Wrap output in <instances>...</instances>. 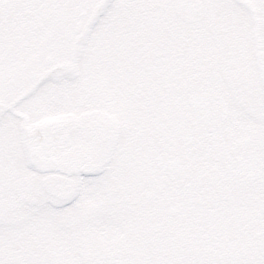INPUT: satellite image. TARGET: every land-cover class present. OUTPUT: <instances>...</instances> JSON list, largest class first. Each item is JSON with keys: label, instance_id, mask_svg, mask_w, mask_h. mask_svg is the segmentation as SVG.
Segmentation results:
<instances>
[{"label": "flooded vegetation", "instance_id": "obj_1", "mask_svg": "<svg viewBox=\"0 0 264 264\" xmlns=\"http://www.w3.org/2000/svg\"><path fill=\"white\" fill-rule=\"evenodd\" d=\"M46 36L50 171L0 96V264H264V0H0V59Z\"/></svg>", "mask_w": 264, "mask_h": 264}, {"label": "rangeland", "instance_id": "obj_2", "mask_svg": "<svg viewBox=\"0 0 264 264\" xmlns=\"http://www.w3.org/2000/svg\"><path fill=\"white\" fill-rule=\"evenodd\" d=\"M47 29H50L49 25ZM12 42V39H10L8 53L4 60L5 71L0 73V95L8 94L11 90L14 91L16 89L21 94L22 87L26 86V79L34 65H37L38 68L44 67L45 59L49 55L50 40L48 36L37 42L36 52L26 48L19 57ZM25 45L28 46L26 42ZM94 52H97V50H94ZM21 112L27 115L28 110L23 109ZM29 119L31 123L36 121L34 118Z\"/></svg>", "mask_w": 264, "mask_h": 264}]
</instances>
